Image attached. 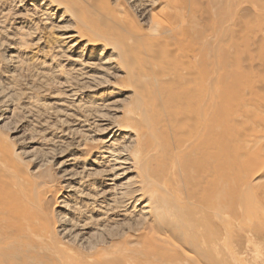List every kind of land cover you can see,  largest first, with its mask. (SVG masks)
I'll use <instances>...</instances> for the list:
<instances>
[{
  "label": "bare ground",
  "instance_id": "6f19581e",
  "mask_svg": "<svg viewBox=\"0 0 264 264\" xmlns=\"http://www.w3.org/2000/svg\"><path fill=\"white\" fill-rule=\"evenodd\" d=\"M151 2L143 27L109 0H43L73 20L66 38L109 52L104 69L133 94L123 129L143 159L104 149L88 205L100 219L131 200L155 205H140L131 235L72 243L47 208L57 191L0 136V264H264V0Z\"/></svg>",
  "mask_w": 264,
  "mask_h": 264
},
{
  "label": "rangeland",
  "instance_id": "374dc122",
  "mask_svg": "<svg viewBox=\"0 0 264 264\" xmlns=\"http://www.w3.org/2000/svg\"><path fill=\"white\" fill-rule=\"evenodd\" d=\"M109 1L148 26L151 0L133 7L128 0ZM44 6L43 0H0V136L21 167L45 174L44 183L57 191L56 203L47 208L74 229L72 243L131 235L143 223L137 209L155 205V196L138 207L131 200L103 219L89 199L104 181L96 175L104 149H117L126 161L143 159L134 136L123 129L132 91L123 73L104 69L109 52L102 53L103 46L90 52L83 47L87 36L66 38L77 30L73 20L63 8ZM74 171L82 174L69 180ZM137 178L129 172L118 184L128 195Z\"/></svg>",
  "mask_w": 264,
  "mask_h": 264
}]
</instances>
